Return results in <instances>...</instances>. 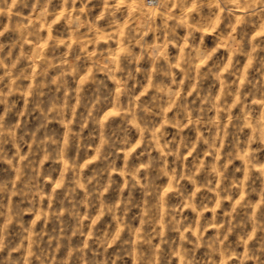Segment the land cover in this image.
I'll return each mask as SVG.
<instances>
[{"label":"clouds","instance_id":"clouds-1","mask_svg":"<svg viewBox=\"0 0 264 264\" xmlns=\"http://www.w3.org/2000/svg\"><path fill=\"white\" fill-rule=\"evenodd\" d=\"M0 264H264V0H0Z\"/></svg>","mask_w":264,"mask_h":264}]
</instances>
